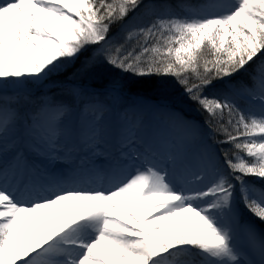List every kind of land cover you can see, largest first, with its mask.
<instances>
[{
  "label": "snow or ice",
  "instance_id": "1",
  "mask_svg": "<svg viewBox=\"0 0 264 264\" xmlns=\"http://www.w3.org/2000/svg\"><path fill=\"white\" fill-rule=\"evenodd\" d=\"M0 264H264V0H0Z\"/></svg>",
  "mask_w": 264,
  "mask_h": 264
},
{
  "label": "rangeland",
  "instance_id": "2",
  "mask_svg": "<svg viewBox=\"0 0 264 264\" xmlns=\"http://www.w3.org/2000/svg\"><path fill=\"white\" fill-rule=\"evenodd\" d=\"M168 2L170 4L172 3H178V2H189V3H193L195 2V0H168ZM80 67L79 62L71 68V70L67 73V75L64 74H60L58 76L55 77V79L53 81L50 82V84H54V85H62L65 84L67 82H69L70 80H74V82L76 83H84L93 87H97V88H101L104 85H100L102 84V82L108 80L109 81V76L110 79H113L115 77L112 76V74L109 71H100V72H96V73H92L89 75H82V76H77V77H73V73L77 71V69ZM109 72V73H108ZM238 82V80H237ZM234 83V82H233ZM50 93L51 94H58L59 93V88L58 87H51L50 89ZM174 99V98H172ZM150 102L152 103H170L171 99H159V100H150L148 99ZM191 106L187 105V104H177L176 105V109L178 111H181L182 115H184L187 119H192V120H196L194 117H190L189 115L183 114V110L184 111H191L189 108ZM183 109V110H182ZM199 121V120H198Z\"/></svg>",
  "mask_w": 264,
  "mask_h": 264
},
{
  "label": "trees",
  "instance_id": "3",
  "mask_svg": "<svg viewBox=\"0 0 264 264\" xmlns=\"http://www.w3.org/2000/svg\"><path fill=\"white\" fill-rule=\"evenodd\" d=\"M181 2H178V3H172L173 6H175L176 4H179ZM113 77H116V73H114L113 71H109ZM108 72V73H109ZM245 77L243 76H236L233 78V81L234 83L242 79H244ZM112 80L110 79V76H109V81ZM156 80L157 78L155 77H152V78H149L148 80L146 81H141V82H134V81H129V85L131 87V90L134 94H137V95H140L146 99H150V100H159V99H164V95L166 94L168 97H170L171 99L172 98H175V93L177 92V88L175 87H170L166 90H164V93L161 92V90L155 86V83H156ZM108 80L102 82V84L100 85H104V84H107L109 82ZM191 111L187 110V111H184L183 109V114H186V115H189L190 117H194L196 120H199V121H202V116L197 113L195 110H194V106H191L189 108Z\"/></svg>",
  "mask_w": 264,
  "mask_h": 264
}]
</instances>
